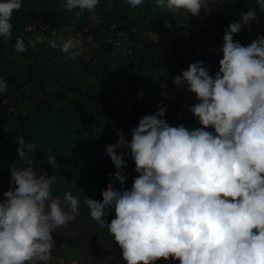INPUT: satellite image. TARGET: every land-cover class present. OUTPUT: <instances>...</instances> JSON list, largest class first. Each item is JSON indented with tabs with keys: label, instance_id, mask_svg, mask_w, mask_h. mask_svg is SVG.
Masks as SVG:
<instances>
[{
	"label": "clouds",
	"instance_id": "clouds-1",
	"mask_svg": "<svg viewBox=\"0 0 264 264\" xmlns=\"http://www.w3.org/2000/svg\"><path fill=\"white\" fill-rule=\"evenodd\" d=\"M145 2L124 0L132 9ZM152 2L167 13L197 16L201 9L210 14L214 8L209 6L223 0ZM99 3L62 0L61 6L95 13ZM22 4L0 0V38H11L13 12ZM254 4L224 30L214 75L207 64L195 62L173 78L176 87L194 94L197 103L189 111L200 127L170 126L166 107L158 105L132 129L130 141L118 134L117 145L105 150L104 158L116 171L102 203L88 199L84 208L92 223L107 228L123 264H155L161 258L179 264H264V36L247 46L233 40L242 28L251 31L257 11L264 12V0ZM79 43L60 37L49 46L75 56ZM14 50H26L23 39L16 38ZM7 88L0 79V94ZM16 142L25 166L9 167L14 187L0 202V264H50L52 233L77 220L80 201L71 191L63 198L53 196L56 177L41 172L30 157L36 145L25 143L23 136ZM125 155L138 174L130 189L124 187ZM45 160L56 166V156ZM115 183L121 187H112ZM109 209L114 218L106 223Z\"/></svg>",
	"mask_w": 264,
	"mask_h": 264
},
{
	"label": "rangeland",
	"instance_id": "rangeland-1",
	"mask_svg": "<svg viewBox=\"0 0 264 264\" xmlns=\"http://www.w3.org/2000/svg\"><path fill=\"white\" fill-rule=\"evenodd\" d=\"M112 0H100L104 5ZM115 1V0H114ZM62 0H23V4L18 11L13 12L11 23L13 29L11 38L5 40L0 38V41H14L17 37L22 36L23 25H36L38 23L54 25L56 22L67 24L58 30L59 38H75L80 41L77 45V56L87 58L92 54L94 44L90 42L88 29H86L85 18L88 11L80 13L78 9L68 11L62 6ZM248 4H252L255 8L254 0H223L218 5H210L224 12H238L245 8ZM140 12L142 27L152 28L166 27L168 21L175 22L173 24V35H185L183 28L195 31L201 35L207 44L205 51L211 48L215 53L220 52L222 47V37L224 30L227 27L218 26L211 20L199 22L196 16L191 14L167 13L163 9L157 8L152 0H146ZM204 10V9H202ZM258 15L262 12L257 11ZM25 29V28H24ZM52 29H47L43 33L35 31V39L42 36H51ZM160 29L148 33L147 38L156 40V43L167 45L168 42L159 39L158 34ZM234 41H247L244 37V31L234 34ZM251 41V40H248ZM38 42V41H37ZM15 45V44H13ZM10 45L9 51L16 52L14 46ZM120 50H116L111 61L107 64L108 71L96 69L94 66L82 64H67V61L60 57H52L51 55H40L39 60L45 61L47 65L52 67L55 73H60L61 69L70 70L78 75V84H80L83 94L86 97H102L105 101H83L78 100L72 106L79 108L82 105L80 119L76 120L78 128L90 137L96 138L99 135L106 137L109 144L115 147L118 143L117 135L123 134L126 138L131 137L130 133L133 128L138 125L139 120L149 114H154L158 110V105L165 106L167 111L164 119L172 125H187L199 123L189 111L190 107L197 103L194 94L187 91L186 88H178L173 83V78L181 73L180 70L169 72L168 80L170 84L165 88L161 85L156 87L150 86L152 75L149 73L136 76L132 71L130 76L124 74L128 59L125 57V50L131 45V42L124 41ZM198 44H195V46ZM26 49L25 51H27ZM17 53V52H16ZM123 53V54H122ZM117 55V56H116ZM29 57V55H27ZM73 56V55H72ZM1 57H5L1 59ZM11 63L12 66L9 64ZM28 64V59L22 56L10 57L5 54L4 50L0 49V79L6 75H14L16 73L17 82L23 77L22 72L25 65ZM45 68L47 66H44ZM44 68V69H45ZM15 77V76H14ZM15 77V78H16ZM141 77L145 79L146 84H141ZM19 83V82H18ZM16 86V85H15ZM47 92L55 93L60 90L53 81H48ZM24 94L31 98V101L19 100L15 105H10L9 108L14 110L18 115H26L35 105L37 101L33 100V95L25 88ZM22 93V91L20 92ZM138 98V94H141ZM163 93V95H162ZM71 96H68L70 98ZM40 100V97H38ZM78 99V98H77ZM105 103L112 106V113L116 119L117 126L111 121L109 112ZM208 131H213L211 128ZM47 147L36 145V149L30 154V157L39 163L41 172L48 176H55L56 180L52 185L53 196L63 198L64 194L71 191L80 201L79 216L74 223H68L62 228H58L52 233L54 240V249L52 250V260L50 264H121V250L114 243L107 228L101 229L89 219V213L84 208V202H90L100 205L102 203L101 196L106 193L109 187V177H112L116 169L112 168L110 163H105L100 170L93 174L78 176L70 171L61 170L56 166L47 163L45 158ZM123 151V150H121ZM126 162L128 158L125 155ZM25 165L21 162L20 166ZM122 169L126 177L124 187L130 189L132 181L131 174H127ZM14 185L10 184V171L6 170L0 175V202L5 197L3 193ZM112 187L119 189V183H115ZM114 218V209L108 210V215L104 217L106 223ZM155 264H179V261H172L169 258L165 261L163 258L157 260Z\"/></svg>",
	"mask_w": 264,
	"mask_h": 264
},
{
	"label": "trees",
	"instance_id": "trees-1",
	"mask_svg": "<svg viewBox=\"0 0 264 264\" xmlns=\"http://www.w3.org/2000/svg\"><path fill=\"white\" fill-rule=\"evenodd\" d=\"M146 5H141L136 9L130 8L124 3V0L108 1L105 5L100 2L96 10L100 12L103 22L95 29L89 30L94 47V54L90 59H83L82 56H72L61 52L59 48L53 49L49 46V41L37 42L32 38L33 32L25 30L23 25L22 36L27 51L14 53L9 51L10 45L15 41H0L2 48L7 56H22L28 59L22 72V79L17 82L16 73L6 75L4 80L8 88L3 94H0V175H2L13 164L20 166L21 161L17 154L19 144L16 142V136H23L25 143L46 146L47 156H56V167L61 170L70 171L78 176L93 174L100 170L105 163H109L104 158V152L112 147L106 137L99 135L96 138L90 137L87 133L80 130L76 120L80 119L82 105L73 107L74 103L80 100L87 101H105L102 97H86L78 84V75L67 69H61L60 73H55L53 68L45 61L39 60L40 55L60 57L67 61V64H82L94 66L103 72L108 71L107 64L111 58L117 54V49L113 48L112 41L107 38V28L114 23H122L120 27L124 37L131 42L127 48L130 53H124L128 63L123 70L127 76H136L149 73L152 75L150 86L156 87L161 84H170L167 75L173 70H186L187 67L195 62H203L209 66V74L214 75L218 71V63L222 58L220 52L215 53L211 48L205 51L207 44L204 39L195 31L183 28L185 35H173L172 27L175 22L168 21L166 27L146 28L140 23V12ZM210 14H205V10H200L196 16L198 21L211 20L221 27H227L232 22L240 20V13L253 8L248 4L238 12H224L215 7ZM88 15V13H87ZM86 15V17H87ZM86 19V18H85ZM27 23L26 25H29ZM66 23L56 22L49 27L52 30L64 27ZM249 27L242 28L244 37L247 41L241 42L247 46L258 36H264V12L261 15L256 14V20L250 22ZM160 29L159 39L168 42L156 43L155 40L147 38V34ZM251 40V41H248ZM29 41H34L35 46H30ZM195 44H198L195 46ZM14 46V45H13ZM123 54V53H122ZM29 55V57L27 56ZM117 56V55H116ZM5 60V57H1ZM10 66L11 63L9 64ZM44 66H47L46 68ZM45 68V69H44ZM16 78H15V77ZM53 81L60 88L55 93L47 92V82ZM141 84H146L145 79L141 77ZM16 85V86H15ZM27 88L32 94L33 100L37 101L34 107L24 116L18 115L9 105H15L19 100L31 101V98L24 94ZM22 91V93H20ZM68 96H71L68 98ZM40 97V100L38 99ZM78 98V99H77ZM79 100V101H78ZM109 112L111 121L117 126L116 119L112 113V106L105 103ZM177 126V125H172ZM188 129L200 127L199 123L183 125ZM131 137H127L130 141ZM127 174H131L130 180L133 182L138 175L135 172V165L131 159L127 160ZM123 264V262L121 263Z\"/></svg>",
	"mask_w": 264,
	"mask_h": 264
},
{
	"label": "built area",
	"instance_id": "built-area-1",
	"mask_svg": "<svg viewBox=\"0 0 264 264\" xmlns=\"http://www.w3.org/2000/svg\"><path fill=\"white\" fill-rule=\"evenodd\" d=\"M102 22H103V19H102V16H101L99 11L96 10L95 13H89L87 15V18L85 19L86 29H88V31H89L91 29L98 28L102 24ZM122 26H123L122 23L111 24L107 28V33H106L107 38L105 40L112 41L113 48L118 49V50H120V48L123 46L122 41L125 38L124 34L120 28ZM47 29H49V26L47 24H41V23H38L36 25H28L27 27H25V30L32 31L33 33H35V31L39 32V33H43ZM89 38H90V36H89ZM90 42L92 44H94L95 46H97L96 43L92 42L91 38H90ZM124 53H130V51H128L126 49ZM93 54H94V51H92V54L89 55L87 58H84V57H82V58L83 59H90Z\"/></svg>",
	"mask_w": 264,
	"mask_h": 264
},
{
	"label": "crops",
	"instance_id": "crops-1",
	"mask_svg": "<svg viewBox=\"0 0 264 264\" xmlns=\"http://www.w3.org/2000/svg\"><path fill=\"white\" fill-rule=\"evenodd\" d=\"M58 30H59V29H56V30L54 29L53 32L51 33V36H42V37H41L42 39H40L38 42L50 41V40H52V39H57V40H59V35H58L59 32H58ZM35 35H36V34L33 33V35H32V38H33V39H35ZM124 41H128V42H130V41H129L128 39H126V38H124L122 42H124ZM10 105H11V104H10ZM10 105H9V106H10Z\"/></svg>",
	"mask_w": 264,
	"mask_h": 264
}]
</instances>
